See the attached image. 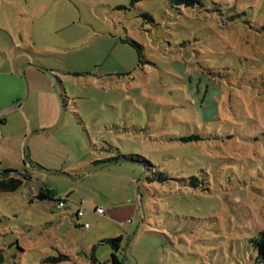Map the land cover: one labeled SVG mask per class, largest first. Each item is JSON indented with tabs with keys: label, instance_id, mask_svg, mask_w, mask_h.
Segmentation results:
<instances>
[{
	"label": "rangeland",
	"instance_id": "374dc122",
	"mask_svg": "<svg viewBox=\"0 0 264 264\" xmlns=\"http://www.w3.org/2000/svg\"><path fill=\"white\" fill-rule=\"evenodd\" d=\"M171 1L0 0V171L24 176L0 191V264H110L117 236L127 264L255 263L264 0ZM139 156L174 157L173 179L201 165L210 191L149 184Z\"/></svg>",
	"mask_w": 264,
	"mask_h": 264
},
{
	"label": "trees",
	"instance_id": "16d2710c",
	"mask_svg": "<svg viewBox=\"0 0 264 264\" xmlns=\"http://www.w3.org/2000/svg\"><path fill=\"white\" fill-rule=\"evenodd\" d=\"M171 2H172L171 4L174 6L184 5V4H185V6H187V5H191V4L195 3L194 0H172ZM145 16L148 17L149 15L146 13ZM120 41L123 43H127V38H121ZM130 43L138 49V57L140 58L141 57V48H140L141 46L138 45L137 43L133 42V41H131ZM203 123L207 127H214L215 121L214 120H212V121L211 120H208V121L205 120V122H203ZM212 129H208V130H206V132L203 131L200 134L194 133V134H190L188 136H180L177 139H179L183 142H192V141H201V140L204 141V140H206L205 134H208V136L212 135V133H211ZM232 136H233L232 134H228V135H226V138H229ZM154 154H155V152H154ZM165 158H168L165 162V165H166L165 173H162L161 171H159V167L156 166L155 163L152 164L148 160H145V158H142V157L140 158V156L135 158L142 165L143 169H149V167L151 168L152 174L147 175L144 178L149 184H152L154 182H158L162 185L169 184L171 186H174V189L177 191H183V190L182 189H176L175 186H178L179 188H185V190H187L188 192H189V190H195V189H198V190L203 191V192L204 191H210L208 186H206V184H204V180L207 183V176L208 175L205 171H203V169L201 168V165L198 164L199 160L194 161V163L192 165L194 167L199 165V169L198 168L197 169H198V172L201 173L202 179H200L198 177V175L193 172V170L191 171V174H189L186 177L181 176L178 179L177 178L173 179V178H171L169 173H170V171L174 172V170H170L172 168L171 164L173 162L172 160H174V157L165 156ZM128 160H131V161L134 160V156L121 154V155H118L116 157H109L106 160L99 161V162H101V163L110 162L111 163L113 161L116 162V161H128ZM224 165L229 166L230 164L227 163V164H223V166ZM202 174H204V176ZM23 178H24V176L22 175V173L17 172L16 170L7 169L4 171H0V191H3V192H15V191H17L23 185ZM66 197H67V195H66ZM36 198H38V200H45V199H51L52 197L49 196V193L47 191L43 192L42 189H39V193H38ZM165 198L169 199L167 197H165ZM60 199L61 198H59V200ZM57 200L58 199L54 200V202ZM95 208H101V207L96 206ZM102 210H104V209H102ZM74 215H75L76 219L81 218V216L78 215V209L75 211ZM166 225L167 224H164V226H166ZM247 241H249V244L254 249V253H255V258H254L255 263L254 264H264V228L260 229L258 231H255L253 236L247 238ZM106 242L109 243L112 247V251L110 253V258H109V263L110 264H127L124 260V255L122 253V251H123L122 244H121L122 243V237L117 236L115 238L107 239ZM66 258L67 257L65 255L59 254L56 257L48 258L46 260L50 261V262H59V261H63Z\"/></svg>",
	"mask_w": 264,
	"mask_h": 264
},
{
	"label": "built area",
	"instance_id": "2783aa9c",
	"mask_svg": "<svg viewBox=\"0 0 264 264\" xmlns=\"http://www.w3.org/2000/svg\"><path fill=\"white\" fill-rule=\"evenodd\" d=\"M55 204H56V208L57 209H61V208H63L64 207V201H63V199L61 198L60 200H59V198H58V200L57 201H55L54 202ZM81 202H79L78 203V215H80V216H82L83 215V209L81 208ZM94 211L97 213V214H104V210H102V208H95L94 209ZM128 222H129V220H128ZM83 227L84 228H86V227H88V224L87 223H85L84 225H83Z\"/></svg>",
	"mask_w": 264,
	"mask_h": 264
}]
</instances>
